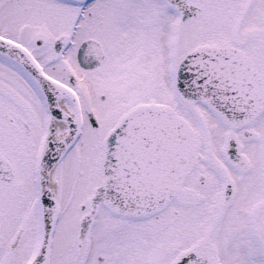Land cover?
<instances>
[{
  "label": "snow or ice",
  "instance_id": "snow-or-ice-1",
  "mask_svg": "<svg viewBox=\"0 0 264 264\" xmlns=\"http://www.w3.org/2000/svg\"><path fill=\"white\" fill-rule=\"evenodd\" d=\"M0 264H264V0H0Z\"/></svg>",
  "mask_w": 264,
  "mask_h": 264
}]
</instances>
